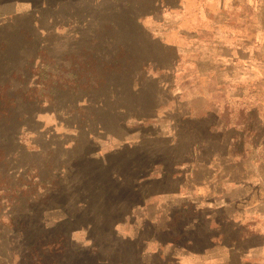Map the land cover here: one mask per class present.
I'll list each match as a JSON object with an SVG mask.
<instances>
[{
	"label": "rangeland",
	"instance_id": "rangeland-1",
	"mask_svg": "<svg viewBox=\"0 0 264 264\" xmlns=\"http://www.w3.org/2000/svg\"><path fill=\"white\" fill-rule=\"evenodd\" d=\"M0 93V264H264V0H0Z\"/></svg>",
	"mask_w": 264,
	"mask_h": 264
},
{
	"label": "trees",
	"instance_id": "trees-1",
	"mask_svg": "<svg viewBox=\"0 0 264 264\" xmlns=\"http://www.w3.org/2000/svg\"><path fill=\"white\" fill-rule=\"evenodd\" d=\"M14 75V74H12ZM34 98V96H33ZM0 99L8 104H11L13 107L16 106V103L13 105L12 101L13 99H8V97H3V93H0ZM11 105H8L11 107ZM6 106V105H5ZM7 108V106H6ZM12 109V108H11ZM7 110V109H6ZM5 112V111H4ZM13 112H6L7 115V120H10L13 117ZM9 122V121H8ZM24 187L20 188V187H12L9 185H6L5 188H3L2 190H0V199L3 197L5 198L9 204L10 207L14 206V205H24L23 201L25 199L26 196H30V195H37V189L35 187L32 186L31 183H29L26 188L27 191L24 192L22 191ZM3 220V215L1 214V206H0V222ZM10 222L11 223L13 221L12 217H10Z\"/></svg>",
	"mask_w": 264,
	"mask_h": 264
}]
</instances>
